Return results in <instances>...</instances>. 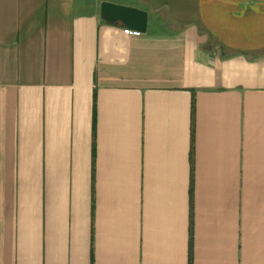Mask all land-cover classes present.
<instances>
[{
    "label": "crops",
    "instance_id": "obj_1",
    "mask_svg": "<svg viewBox=\"0 0 264 264\" xmlns=\"http://www.w3.org/2000/svg\"><path fill=\"white\" fill-rule=\"evenodd\" d=\"M0 264H264V0H0Z\"/></svg>",
    "mask_w": 264,
    "mask_h": 264
},
{
    "label": "water",
    "instance_id": "obj_2",
    "mask_svg": "<svg viewBox=\"0 0 264 264\" xmlns=\"http://www.w3.org/2000/svg\"><path fill=\"white\" fill-rule=\"evenodd\" d=\"M99 12L100 18L110 25L120 24L140 33L146 32L148 14L144 10L131 6L102 2Z\"/></svg>",
    "mask_w": 264,
    "mask_h": 264
},
{
    "label": "built area",
    "instance_id": "obj_3",
    "mask_svg": "<svg viewBox=\"0 0 264 264\" xmlns=\"http://www.w3.org/2000/svg\"><path fill=\"white\" fill-rule=\"evenodd\" d=\"M123 33L125 35H130V36H139L141 33L139 31H134V30H129V29H123Z\"/></svg>",
    "mask_w": 264,
    "mask_h": 264
}]
</instances>
